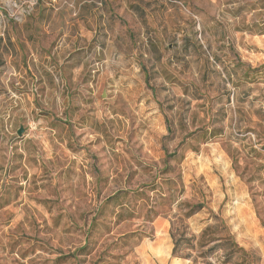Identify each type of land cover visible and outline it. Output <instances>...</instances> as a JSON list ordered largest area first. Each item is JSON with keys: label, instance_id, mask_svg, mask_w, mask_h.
<instances>
[{"label": "rangeland", "instance_id": "obj_1", "mask_svg": "<svg viewBox=\"0 0 264 264\" xmlns=\"http://www.w3.org/2000/svg\"><path fill=\"white\" fill-rule=\"evenodd\" d=\"M10 201L0 264H264V0H0Z\"/></svg>", "mask_w": 264, "mask_h": 264}, {"label": "trees", "instance_id": "obj_2", "mask_svg": "<svg viewBox=\"0 0 264 264\" xmlns=\"http://www.w3.org/2000/svg\"><path fill=\"white\" fill-rule=\"evenodd\" d=\"M169 183H172V182H170L169 179H167L163 184L168 186ZM123 194H124V197L128 196V192H124ZM112 200L108 201V202H112ZM184 206L187 208V211H186V213L184 215L185 219L192 218L195 214H197L199 211H201V209L205 208V205H203V204L202 205H194V204H191V203H184ZM155 208H156V206H153L151 211L146 216L148 218L149 222H153L155 220V218L159 216L158 213H156ZM122 211H123V213L120 212V213L116 214V216L118 218L123 217L125 215V213L128 212L126 209H123ZM130 216H133V215H130ZM211 216L213 217V219L215 221L218 222V226H219V224L222 225V227L224 228L223 232L228 233L227 232L228 229H227V227L225 225V222L223 220H221L218 216L214 215L213 212L211 213ZM212 230L215 231V234H216V231L218 230V227H207L202 232V235L200 236V239H204L205 237H207L209 231H212ZM220 231H221V229H219V232ZM172 237H173V240H174L173 256H175V257L178 256L179 254H181L186 247H187V249H189L192 252H198V250L200 248H204V247H206V245H208L209 243L213 242V241H206V242H203V243H198L199 245L198 244L194 245L192 241H194L196 239V237H192L191 239H186L184 231H183V234L179 238L176 239L175 236H172ZM185 244H188V245L185 246ZM235 248L239 252H244L242 249H239L237 245H235ZM211 250L212 249H210L209 252ZM202 254H205V253H202ZM185 258L186 259H192L193 257H192L191 254H188V255L185 256Z\"/></svg>", "mask_w": 264, "mask_h": 264}, {"label": "crops", "instance_id": "obj_3", "mask_svg": "<svg viewBox=\"0 0 264 264\" xmlns=\"http://www.w3.org/2000/svg\"><path fill=\"white\" fill-rule=\"evenodd\" d=\"M91 44L92 45L90 46V48H91L90 52H91V54L93 56L92 57L93 60H98L99 62H101V64L105 63L106 65H109L111 61L114 62V63L117 62L118 64L123 62V61H125V55H124L123 52L117 51V52L113 53L114 51L110 50L108 45H104L102 43V41H100V43H99L98 39H94L93 38ZM128 65H140V64L137 63V61L135 59V53L132 54L131 58L129 57ZM48 114L52 115L51 113H48ZM46 128H50L51 130H54V128H52V127H46ZM20 193L21 192L19 191V194ZM8 194H10L11 197H13V198L15 196H16V198H19V196H20L19 194H16L15 192H11V193L8 192ZM13 203H14V201L13 202L10 201V202H8L7 205L0 206V211L10 207V205H12ZM21 241H24L23 237L18 238V241L15 244H20ZM4 253H6V249L4 250Z\"/></svg>", "mask_w": 264, "mask_h": 264}, {"label": "water", "instance_id": "obj_4", "mask_svg": "<svg viewBox=\"0 0 264 264\" xmlns=\"http://www.w3.org/2000/svg\"><path fill=\"white\" fill-rule=\"evenodd\" d=\"M23 132H24V130L23 129H20L19 132H18V134L19 135H22Z\"/></svg>", "mask_w": 264, "mask_h": 264}]
</instances>
